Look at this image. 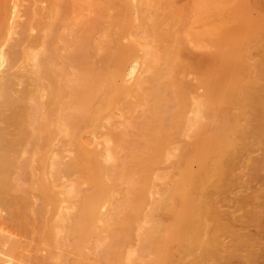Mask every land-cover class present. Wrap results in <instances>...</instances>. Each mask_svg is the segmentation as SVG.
<instances>
[{"label":"bare ground","instance_id":"1","mask_svg":"<svg viewBox=\"0 0 264 264\" xmlns=\"http://www.w3.org/2000/svg\"><path fill=\"white\" fill-rule=\"evenodd\" d=\"M261 2L0 0V264L228 252L211 202L263 135Z\"/></svg>","mask_w":264,"mask_h":264},{"label":"rangeland","instance_id":"2","mask_svg":"<svg viewBox=\"0 0 264 264\" xmlns=\"http://www.w3.org/2000/svg\"><path fill=\"white\" fill-rule=\"evenodd\" d=\"M256 9L255 11H261L264 14V0ZM23 13L22 9L20 14ZM21 18L23 20L24 15ZM262 21L260 27L262 37L260 35V38L264 40V19ZM251 54L253 59L263 60L262 63H264V48L259 52L254 50ZM261 80H264V76L261 77ZM255 133L259 134L257 130H255ZM260 133L263 134L262 136L259 134L261 137H254L257 142L259 141V144L254 140L253 144L248 143L247 148L242 146L241 143H247L250 140H244V137H241L239 139L241 145H238L239 148L237 147L232 154L233 157L230 156V163L232 162L230 171L234 172L233 175H230V194H228V190L227 195H222V191V197H219L221 203L219 204L216 202L217 197H215L216 200L210 197L213 198L212 204L210 203L214 206L213 214L215 218L218 217L221 221L219 227L223 232L220 231L222 234L226 233L223 234L222 240L225 239L226 244L229 245V250L225 248L228 252L220 246V251L223 248L226 252L222 251L223 255L214 250L215 258L217 256L219 258H212L214 260H210V264H264V129ZM251 134L246 137L249 139ZM224 190L226 192L227 189ZM221 206H223V211L219 208ZM227 213H230V215ZM226 222L230 224H228L230 229L225 226ZM226 244L225 247H227ZM215 246L217 247V245Z\"/></svg>","mask_w":264,"mask_h":264}]
</instances>
